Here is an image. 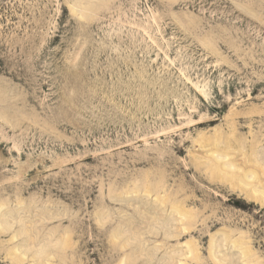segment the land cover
Returning a JSON list of instances; mask_svg holds the SVG:
<instances>
[{
  "label": "rangeland",
  "instance_id": "rangeland-1",
  "mask_svg": "<svg viewBox=\"0 0 264 264\" xmlns=\"http://www.w3.org/2000/svg\"><path fill=\"white\" fill-rule=\"evenodd\" d=\"M209 159L264 162V0H0V264H217L224 230L264 264V209ZM173 204L206 224L166 237Z\"/></svg>",
  "mask_w": 264,
  "mask_h": 264
},
{
  "label": "bare ground",
  "instance_id": "bare-ground-1",
  "mask_svg": "<svg viewBox=\"0 0 264 264\" xmlns=\"http://www.w3.org/2000/svg\"><path fill=\"white\" fill-rule=\"evenodd\" d=\"M198 122H200V120ZM215 152H216V155L219 153V151H215ZM222 154L224 155V157H226L228 155L227 152H222ZM240 154H243L244 155V157L242 159L243 160L242 161L243 164H246L247 161L252 160L250 158L251 153H250V155H247V154H245L243 152L240 153ZM216 157H218V156H216ZM217 159H220V158L218 157ZM209 160H211V159H209ZM201 165L208 170V174L206 176L208 178V180H215L216 179V180H222V181L227 182L228 185L232 189H235V191L238 192L241 196H243V199L245 200V202H242L239 197H237V198H225L224 200L226 202H229L230 201L232 203H239L241 205H249L250 203L253 202L256 205H259L261 208L264 209V178H263V176H264V167H263L264 166V162L261 159H257V160H254L253 161V163H252V167H253L252 170H249L248 172L243 170L244 172H242V173H240L239 171H236V172L231 171L230 169H233L234 170L236 166H235L234 163L229 162V161H228V164L226 165V167H224L225 164L222 165L217 160H213V159L211 161H209V162L207 160V162L201 163ZM243 167L245 168L246 165H244ZM216 186L221 187L220 185H216ZM205 196H206V199H210V197H211L209 194L208 195H205ZM184 201L186 202L187 200H184L183 199L180 202H184ZM193 201L194 200H190L188 202H193ZM128 203H131V202H128ZM160 203L161 204H164L165 203V199H161V202ZM206 207L209 208V205L208 204L207 205L206 204L202 205V210L206 209ZM171 208H172L173 211H175L178 214V217L175 220L177 222H179L180 225L179 226H176L172 231L168 232V235H166L167 234L166 232L164 233V230L166 229V228L164 229V227H166L164 225V227H163L164 230H162V228L160 230L163 231V233H164V235H166V237L167 236L168 237L169 236L170 237L171 236L172 237H177V236H179V235H181L183 233H186V234L189 233V235H190V233L192 234V231H190V228L194 227L195 224H197L198 222H200L201 225H205L206 224V221L208 219V217H204L202 215L199 217L198 214L200 212H197V213H194V214H190V213L184 211L181 207H179V205H174L173 204ZM100 220L102 221L103 218L100 219ZM97 222H99V220H97ZM211 222L212 223H218V222H221V220H219V219L216 218V219H213ZM144 223H146L144 225L145 227L142 228V229H140V231L138 232V235L145 236L146 233H148V234L149 233L150 234L152 233L153 230L152 231L150 230L152 228H150V229L148 228L149 227L148 226L149 224H147L148 222H144ZM99 224H101V222ZM157 224H158V222H157ZM159 226H161V221L159 222ZM162 226H163V224H162ZM133 227H136V226H133ZM130 230H132V229L130 228ZM134 230H135V228H134ZM200 231H202V230L200 229ZM158 233H159V230H158ZM158 233L155 232V235H157ZM133 235L135 236V232H133ZM112 236H113V234H112ZM119 236L120 235L118 233V236H116V237H119ZM145 238H147V237H145ZM166 239H168V238H166ZM245 239H246V235L244 233H242V232H239L238 230L237 231L236 230H224V232H222V238H221V240L219 242L217 240H215L213 236H210V239H209V241H210V247L208 249L209 259H206V260L214 261L217 264H235L234 263V260L232 258L233 252H230L231 250L234 251V249H235L239 253L238 256H239V259H241L242 264H250V263L251 264H263L262 261H260L255 256L254 252L252 251V249H251V247L249 245V242L246 241ZM65 242H66V240H65ZM144 243H146V241H144ZM61 244H64L63 241L61 242ZM157 244H159V243H157ZM161 244L162 243L159 244L160 245L159 247H161ZM65 245H66V243H65ZM122 245H121V247H122ZM140 246H141V244H140ZM162 246H164V244ZM23 248H24V246H23ZM219 249H223L225 252H222ZM14 250L15 249H13V251ZM16 250H17V248H16ZM19 250H20V248H19ZM185 250H186L185 253L183 251V253L180 254V258L179 259H176V262H178V264H187L188 262H189V264H191L190 263L191 261H196V263L201 264L200 261H202L203 258L197 252V245L196 244H194V243L192 245L189 244V243L186 244ZM17 252H18V250H17ZM17 252H16V254H17ZM37 252H38V250H37ZM218 252H220V253L218 254ZM141 253H143V252H141ZM167 253H168V251H167ZM52 254H53V252H49L48 256H46V257H49L50 255L52 256ZM19 255H21V254L19 253ZM181 255H183V258H182L183 260L181 259ZM10 256H11V254H10ZM25 256H26V254H25ZM141 256H143V255H141ZM15 257L18 258L17 256H15ZM22 257H24V256H22ZM136 257H137V255H136ZM138 257H139V255H138ZM13 258H14V256H13ZM167 258H169V257H167ZM171 258H169V259H171ZM124 259H120L119 262H118V264H126V261ZM39 261H41L40 258H39ZM166 261H167V259H166ZM172 261H173V258L169 262H172ZM42 263L44 264L43 261H42Z\"/></svg>",
  "mask_w": 264,
  "mask_h": 264
}]
</instances>
